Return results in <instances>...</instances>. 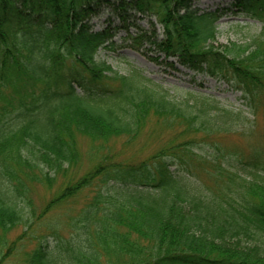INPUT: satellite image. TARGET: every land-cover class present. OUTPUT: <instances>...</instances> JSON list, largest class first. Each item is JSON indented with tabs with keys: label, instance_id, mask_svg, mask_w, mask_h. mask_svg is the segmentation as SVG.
<instances>
[{
	"label": "trees",
	"instance_id": "1",
	"mask_svg": "<svg viewBox=\"0 0 264 264\" xmlns=\"http://www.w3.org/2000/svg\"><path fill=\"white\" fill-rule=\"evenodd\" d=\"M195 1L0 0V264L15 255L17 264H264V183L230 171L264 178V131L248 151L218 140L264 119V32L216 41L228 12L264 24V0L214 11ZM108 8L113 15L97 29L93 18ZM120 31L135 49L146 44L170 64L227 83L246 109L203 95L176 100L142 70L112 71L97 54ZM152 119L170 131L165 142L142 159L118 158L109 142L136 139ZM80 138L96 160L79 174ZM197 168L238 186L235 196L203 195L200 179H188ZM56 183L59 194L37 211L30 191ZM88 186L99 196L123 190L127 200L87 204L83 233L36 231L54 204Z\"/></svg>",
	"mask_w": 264,
	"mask_h": 264
},
{
	"label": "rangeland",
	"instance_id": "2",
	"mask_svg": "<svg viewBox=\"0 0 264 264\" xmlns=\"http://www.w3.org/2000/svg\"><path fill=\"white\" fill-rule=\"evenodd\" d=\"M232 0H196L194 6L203 9L214 11L227 7ZM113 15L110 8L106 9L99 16L93 18L92 22L97 29L101 28L105 23L106 18ZM157 32H161V25L153 18ZM135 22L141 27L152 31L154 28L148 23V17H140L138 14L135 17ZM133 30V27H132ZM264 32V24L262 21L250 18L246 15L239 13H231L221 16L216 22V41L217 43H229L231 41L246 42L253 36H259ZM132 40L126 36L124 31H120L115 36V43L112 46L101 48L97 54V58L101 62H105L110 66L112 71L117 74H129L133 69H139L152 78L159 87L167 89L169 95L176 100L195 98L200 96L209 97L214 100L216 104L221 107L229 109H246L240 99L241 93L235 91L225 82H219L211 77L197 74L190 71L185 67L180 66L178 63L170 64L168 60L161 57L156 52L147 51L146 44L140 49H135ZM146 46V47H145ZM111 74V73H110ZM157 87V86H154ZM263 123V124H262ZM241 127L236 131L229 133L223 137H219L221 146L231 148H239L248 151L250 145L256 142L264 131V119L256 121L255 125ZM248 130H252L253 134L250 135ZM170 131L163 130L162 124L152 119L147 124L143 132L134 140L128 142L124 138L112 139L109 142L114 153L121 159H142L150 155L153 151L159 148L169 136ZM79 148H81L83 156L78 163L75 170L79 174L89 169L95 162L94 158L87 152L90 148V142L87 139L80 138ZM224 167V166H223ZM198 174L190 176L189 182L196 184L197 178L202 182V193L206 196L227 192L235 196L237 187H233L230 183L224 181H214L213 177L205 172L203 168H197ZM232 173L236 174L240 179L245 178L247 181L263 182L264 178L237 171L231 168ZM184 174V173H183ZM182 175V174H181ZM186 175V174H184ZM247 177V178H246ZM61 179H63L61 177ZM60 179V182H61ZM61 183H56L52 187L38 184L30 191L29 195L36 207L40 211L47 206L48 202L54 199L60 192ZM191 185V184H189ZM238 185V184H235ZM108 189V188H107ZM99 188L97 186H88L78 190L76 194L64 199L62 202L54 204L51 209L44 215L38 222L36 231L42 232L51 231V228L58 230L60 235L68 236L72 234L83 233L85 227L82 226L83 220L82 213L86 205L93 200H98L99 207L106 206L108 202L125 203L123 195L120 194L123 190L114 188L113 190L104 189V193L99 196ZM124 193V192H122ZM97 196V198L95 197ZM101 202V203H100ZM104 210V209H102ZM102 215V211L95 213L91 219L97 220ZM20 227L15 232L20 234L22 232ZM93 229V226L91 227ZM33 242H26L23 246L18 248V253L31 246ZM18 255L13 256L6 264H17Z\"/></svg>",
	"mask_w": 264,
	"mask_h": 264
}]
</instances>
